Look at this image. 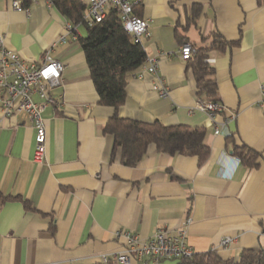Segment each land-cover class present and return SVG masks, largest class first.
Instances as JSON below:
<instances>
[{
    "label": "crops",
    "instance_id": "crops-1",
    "mask_svg": "<svg viewBox=\"0 0 264 264\" xmlns=\"http://www.w3.org/2000/svg\"><path fill=\"white\" fill-rule=\"evenodd\" d=\"M11 1L0 0V46L27 62L48 55L63 70L59 83L48 86L53 102L41 113V162L34 159L36 131L28 116L19 111L0 118V264H94L123 250V230L142 239L157 230L183 231L194 252L212 250L222 259L264 250V110L257 106L264 84V0H143L135 11L147 20L149 36L140 43L146 58L157 60V72H148L145 60L131 73L117 110L98 104L79 42L85 23L71 24L49 0L22 10ZM81 1L86 6L89 0ZM176 29L194 48L208 47L214 32L230 43L207 51L223 107L214 122L195 107L202 98L178 53ZM32 100L40 102L37 94ZM114 113L203 127L210 153L199 163L151 143L135 166L121 164L119 150L110 160L112 136L103 126ZM241 146L257 152L255 166L233 154ZM222 236L236 240L220 248ZM129 264L141 261L132 255Z\"/></svg>",
    "mask_w": 264,
    "mask_h": 264
},
{
    "label": "trees",
    "instance_id": "trees-1",
    "mask_svg": "<svg viewBox=\"0 0 264 264\" xmlns=\"http://www.w3.org/2000/svg\"><path fill=\"white\" fill-rule=\"evenodd\" d=\"M20 1L23 7H29L32 3V0ZM49 1L71 24H83L85 5L81 0ZM196 14L193 11L190 21ZM84 26L86 34L79 38V42L98 96V104L117 110L125 100L127 78L143 65L146 52L142 44L123 29L116 10L109 9L101 21ZM174 34L180 44L184 43L185 37L180 31L176 29ZM210 37L208 47L194 48L191 45L193 52L185 61L186 68L193 74L197 95L203 100L215 102L218 101L217 85L214 69L207 60V51L223 49L230 43L216 32ZM103 132L112 136L110 160L115 158L119 150L120 162L126 166H135L151 143L162 153L196 156L199 163L210 153L204 142L206 131L203 127L183 124L165 126L158 120L145 123L120 118L114 113L104 124ZM233 154L246 166L256 165L258 154L249 148L235 147ZM172 261L173 264H264V250L244 249L236 259H222L215 251L209 250L194 252L190 257H180Z\"/></svg>",
    "mask_w": 264,
    "mask_h": 264
},
{
    "label": "built area",
    "instance_id": "built-area-1",
    "mask_svg": "<svg viewBox=\"0 0 264 264\" xmlns=\"http://www.w3.org/2000/svg\"><path fill=\"white\" fill-rule=\"evenodd\" d=\"M36 0H32V3ZM143 0H89L85 6L82 22L91 25L101 21L109 9L118 12L123 29L131 37L140 42L144 36H149L148 22L135 13V7ZM13 9L22 10L20 0H12ZM71 25L68 30H71ZM60 40L64 41L61 37ZM193 52L192 46L188 42L179 45L178 53L182 59H187ZM146 70L156 74L157 60L153 57L146 58ZM63 64L45 55L40 62H27L20 58L18 54L8 48L0 46V118L10 116L15 112L22 111L31 120L36 131V145L34 159L41 162L45 151V131L42 123L41 113L45 105L53 102L48 94V86L59 83ZM167 87L160 86V94H167ZM37 94L40 102H34L32 95ZM257 106L264 110V84L259 85V98ZM195 107L205 111L214 122L216 114L223 110L218 102H210L202 99L196 101ZM236 114L231 113L230 118ZM219 132L215 127V133ZM120 235L125 238V247L120 252L113 254L111 258L101 255L100 262L107 264L114 261L118 264H129L132 255L136 256L141 264H160L163 260L176 259L180 257H190L194 251L184 241V232L179 231L176 235H165L163 230H157L146 239L126 231H120ZM259 236L264 239V229L259 232ZM236 240L235 236H222L219 239L218 247L228 248Z\"/></svg>",
    "mask_w": 264,
    "mask_h": 264
}]
</instances>
